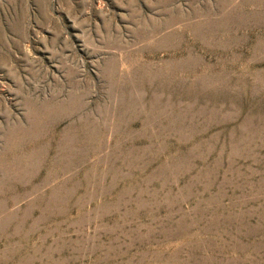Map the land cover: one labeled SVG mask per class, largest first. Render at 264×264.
Here are the masks:
<instances>
[{
	"label": "rangeland",
	"instance_id": "obj_1",
	"mask_svg": "<svg viewBox=\"0 0 264 264\" xmlns=\"http://www.w3.org/2000/svg\"><path fill=\"white\" fill-rule=\"evenodd\" d=\"M0 264H264V0H0Z\"/></svg>",
	"mask_w": 264,
	"mask_h": 264
}]
</instances>
